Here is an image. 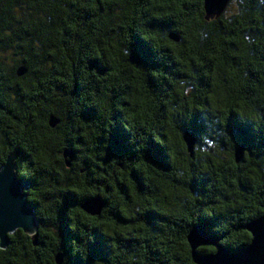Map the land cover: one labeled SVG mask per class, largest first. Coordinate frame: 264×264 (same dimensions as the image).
<instances>
[{
    "label": "trees",
    "instance_id": "obj_1",
    "mask_svg": "<svg viewBox=\"0 0 264 264\" xmlns=\"http://www.w3.org/2000/svg\"><path fill=\"white\" fill-rule=\"evenodd\" d=\"M238 3L251 19L234 21L231 27L218 19L217 26L197 37L182 23L196 0H0V165L19 149L17 174L29 184L28 202L38 220L37 243L16 230L0 264H57L58 253H63L61 264H140L134 255L140 249L145 264H197L187 240L196 226L232 252L250 242L245 225L264 211V128L254 129L252 123L264 111V9L257 11L256 0ZM145 16L150 27L137 32L135 25ZM120 34L130 39L127 82L112 76L114 71L124 74L119 63L108 59L112 49L103 42ZM21 66L25 73L19 76ZM92 72L111 80L89 78ZM191 79L200 95L188 102L190 116L175 121L183 153L176 151L175 135L165 131L159 141H145L137 160L138 147L128 145L127 134L116 124L118 110L112 114L113 127L96 137L103 155L95 156L86 147L85 127L100 119L105 95L120 107H128L131 100L136 111H148L153 106L148 94L165 100L171 95L174 105L179 98L174 82ZM93 95L100 103H85ZM125 95L130 100H123ZM47 106L63 107V123L72 132L66 147L55 151V159L31 143L43 141L30 134L42 128ZM167 108L160 103L156 110L163 116ZM212 113L220 114V122L206 126ZM50 116L59 120L55 127L48 123ZM77 118L81 126L73 128ZM45 123L47 129H56L61 118L48 113ZM214 128H222L231 140L223 155L190 154L184 132H192L196 142ZM241 144L243 156L236 162L234 153ZM66 150L72 154L70 166L65 164ZM122 155L136 165L126 175L124 164L116 163L119 171L112 168ZM185 168L187 179L177 180L174 173L183 174ZM64 170L83 174V187L99 192L81 193L75 176L65 177ZM181 189L187 195H177ZM92 197L105 203L100 215L81 208ZM145 197L152 207L136 211ZM174 202L180 203L183 215L166 211ZM130 204L135 205L131 210L126 207ZM215 251L212 245L198 248L201 255Z\"/></svg>",
    "mask_w": 264,
    "mask_h": 264
},
{
    "label": "clouds",
    "instance_id": "obj_2",
    "mask_svg": "<svg viewBox=\"0 0 264 264\" xmlns=\"http://www.w3.org/2000/svg\"><path fill=\"white\" fill-rule=\"evenodd\" d=\"M247 0H245V3ZM258 5L257 11H261L264 9V0H256ZM225 8L221 10L220 15L218 18H210L205 20L204 19V11H203V0H196L195 7L190 9L189 13L183 14L186 15V19H182V23L184 28L188 31V33L195 34L197 37L204 35L203 30L208 29L211 30L213 27L217 26L218 19L221 20L226 27L233 26L232 22H241L246 23L252 17L247 15L248 10L243 7L238 0H225ZM177 11L180 10L179 4L175 5ZM166 13H159V15H164ZM148 17L145 16L143 19L139 21L138 24L135 25L137 32H142L146 27H150L148 24ZM177 19H181V17H177ZM261 19H264V12L261 13ZM161 35L165 36L166 33H161ZM216 38L219 39V34L216 35ZM245 43L249 42V37H244ZM104 43H108L112 49L111 55L109 56V60L113 63H119L120 66V73L124 75H120L117 72H113L112 76H118L121 80L125 82L131 78L130 68L131 65L128 62V58L131 55L129 49L126 47L130 43V39L126 34L114 35L103 39ZM251 43H255V41H251ZM103 48V43L99 45ZM157 51L158 54L161 51L160 49H153ZM90 54H95L94 52ZM107 62V61H105ZM199 63V61H197ZM185 72H188V75L191 77L193 73L189 71L187 67L182 69ZM46 71V69H45ZM89 78H96V79H105L106 81H110L111 77L100 78L96 77L95 73H88ZM71 77H69V80ZM174 86L176 90L179 92V98L177 102L173 105L170 102L172 101L173 97L170 95L168 99L165 100L163 97H158L153 94H148L151 101H152V109L145 111L141 108L139 111L132 106V101L130 97L125 95L122 97L123 100H130V105L128 107H120L119 103L116 101L109 102L108 96L105 95L103 97L102 102V111L99 112L100 119L97 122L91 123L85 127L86 131V138L88 139L89 143L86 147L89 150H95L93 154L95 156L103 155V146H98L96 144V137L102 134L101 130L104 128L111 129L113 127V120L112 114L114 111L118 110L120 113L119 119L116 121V124L119 125L121 129L127 134V143L132 148H137L138 151L135 153V158L138 160L142 158V150L145 144V141L148 139H156L157 141L160 140V134L162 132H167L169 134L175 135L177 145L176 151L183 153L184 148L183 144L180 143V132L176 130L177 126L175 121L178 117L181 116H190V112L186 111L187 105L189 101H194L197 96L200 95V92L197 90L195 79L191 80H181L178 82H174ZM59 103V100H58ZM85 103L96 105L100 103V100L95 95L92 96L90 101H86ZM160 103H164L168 105L167 113L161 116L158 111V105ZM78 107V106H77ZM264 107V105H261ZM75 110V109H74ZM63 112L64 109L62 106L55 107V106H47L43 108V118L40 119V124L42 128L37 129L35 133L30 134L33 137H43V141L39 140H32L31 143L39 149V151L46 153L50 158L55 159V151L58 149H62L66 147L65 139L71 137L72 132L71 130L64 125L63 123ZM48 113H52L61 118V125L56 129H47L46 126V119ZM135 115V118L133 116ZM207 115V114H205ZM142 117V118H141ZM244 119H247L246 117ZM211 122L212 125L219 124L220 122V114L219 113H212L211 116H207L206 119V126L208 122ZM254 125V129H262L264 128V111L258 112L257 119L252 121ZM81 126V121L77 118L75 123L72 125L73 128ZM107 135L106 133H104ZM215 137V138H214ZM25 141L29 142V137H25ZM223 141V144L220 142ZM231 143V140L227 135L223 132V129H213L212 132L209 134L201 135L199 139L189 145V148L192 149L194 152L197 153L199 157H207L209 155H223V149L227 147L228 144ZM116 163H122L125 165V172L124 175L127 174L128 167L136 166L130 160L127 159L126 155H122L117 157L112 164V168L114 171H119L116 169ZM62 167V165H61ZM79 167V162L77 164ZM187 169H184L183 174L181 172H175V178L177 180H186L187 179ZM65 177L69 175L75 176V170L73 172H69L68 170H64ZM83 174L79 176H75V182L80 184L81 187L79 191L81 193H91L93 191L99 192L98 188H84L83 184L85 181L82 179ZM110 179V177H109ZM91 183V181H87ZM187 195L186 192L183 190H177V195ZM145 203L141 205L139 208H135L136 211H141L144 207H152L151 204L147 203V197L144 198ZM122 202V201H121ZM137 204L140 203L139 200L136 201ZM130 210L135 207V205H127ZM158 211L161 209H157ZM169 214L175 213L177 216H181L184 213L181 212V205L179 202H174L169 209H166ZM212 227V225L210 226ZM209 227V228H210ZM145 239H150L148 229H145ZM79 251V249H78ZM169 254L171 253L172 249H169ZM8 250L6 248L0 247V258L7 259ZM137 260H139L140 264H145L146 257L143 255V249L138 250L135 254ZM132 257H129L131 260Z\"/></svg>",
    "mask_w": 264,
    "mask_h": 264
},
{
    "label": "water",
    "instance_id": "obj_3",
    "mask_svg": "<svg viewBox=\"0 0 264 264\" xmlns=\"http://www.w3.org/2000/svg\"><path fill=\"white\" fill-rule=\"evenodd\" d=\"M225 0H203L205 18H218L225 8ZM25 73L24 67L17 69V75ZM48 123L55 127L59 120L50 116ZM183 139L187 149L192 154L189 145L195 143L192 132L185 131ZM243 145H239L234 153L235 161L239 162L243 156ZM65 164L70 166L72 154L64 151ZM19 149L15 147L0 165V247L6 248L9 244V235L20 229L31 236L32 242L37 243L38 220L34 207L28 202L26 189L28 182L17 174L16 159ZM69 157V159H66ZM105 203L100 197H92L81 204V208L90 215H100ZM264 208V205H263ZM245 229L251 234L250 242L236 252H232L218 244V238L203 231L198 226L187 234L191 255L197 264H264V211L258 217L250 220ZM203 245H213L215 252L201 255L198 248ZM63 253L56 254L57 264L62 263Z\"/></svg>",
    "mask_w": 264,
    "mask_h": 264
},
{
    "label": "flooded vegetation",
    "instance_id": "obj_4",
    "mask_svg": "<svg viewBox=\"0 0 264 264\" xmlns=\"http://www.w3.org/2000/svg\"><path fill=\"white\" fill-rule=\"evenodd\" d=\"M8 137V136H7ZM12 137H10V139H11ZM29 186V185H28ZM28 188V187H27ZM27 190V189H26ZM27 192V191H26ZM28 193V192H27Z\"/></svg>",
    "mask_w": 264,
    "mask_h": 264
},
{
    "label": "bare ground",
    "instance_id": "obj_5",
    "mask_svg": "<svg viewBox=\"0 0 264 264\" xmlns=\"http://www.w3.org/2000/svg\"><path fill=\"white\" fill-rule=\"evenodd\" d=\"M238 147V146H237ZM213 246V245H212Z\"/></svg>",
    "mask_w": 264,
    "mask_h": 264
}]
</instances>
